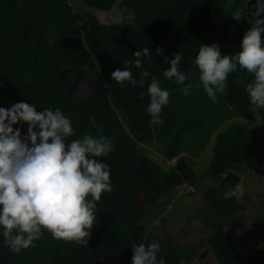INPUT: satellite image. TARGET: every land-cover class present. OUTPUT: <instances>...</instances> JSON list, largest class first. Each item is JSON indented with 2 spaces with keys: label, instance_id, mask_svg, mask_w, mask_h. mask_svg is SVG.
Returning a JSON list of instances; mask_svg holds the SVG:
<instances>
[{
  "label": "trees",
  "instance_id": "16d2710c",
  "mask_svg": "<svg viewBox=\"0 0 264 264\" xmlns=\"http://www.w3.org/2000/svg\"><path fill=\"white\" fill-rule=\"evenodd\" d=\"M87 6L111 11L119 4L125 20L107 24L91 17L79 21L68 0H0V106L18 101L44 107H59L71 115L79 138L85 133L106 135L113 140L114 151L103 159L110 165L113 191L102 194L97 202L98 220L91 230L88 245L57 240L47 231L34 247L12 253L0 237V264H102L113 258L131 261V242L147 239L144 219L147 206L155 205L168 193L204 178L219 181L221 190L210 187L202 193L207 208L219 217H235L244 210L238 197L225 199L235 189L241 169H257L264 178V133L256 138L238 140L230 133L216 138L210 166L198 176L182 154L188 149L186 134L203 127L200 112L179 115L171 104L162 106L161 119L150 123L147 84L132 87L114 81L111 72L129 67L139 79L141 69L128 62L142 55V68L156 76L169 94L179 91L188 80L202 86L199 70L192 62L200 45L217 42L223 55L240 51L246 19L237 22L227 10L226 0H83ZM242 0H238V3ZM250 0L248 7L254 4ZM131 20V24L129 21ZM163 50V55L157 49ZM181 52L178 66L189 74L176 82L163 76L164 57ZM252 76L238 69L229 74L227 89L221 95L224 105L244 121L256 120L246 92ZM86 84L90 95L77 94ZM143 93V97H141ZM90 117L95 119L92 127ZM22 134L27 125L21 124ZM158 141L168 148L175 164L164 170L154 160L141 155L138 145ZM264 208V200L262 202ZM264 213L240 226L235 235L218 227L204 249L183 245L163 229L156 240L167 264H264Z\"/></svg>",
  "mask_w": 264,
  "mask_h": 264
},
{
  "label": "clouds",
  "instance_id": "9594fccd",
  "mask_svg": "<svg viewBox=\"0 0 264 264\" xmlns=\"http://www.w3.org/2000/svg\"><path fill=\"white\" fill-rule=\"evenodd\" d=\"M226 0L227 10L237 22L246 19L250 25L240 44V51L223 55L217 42L200 45L192 62L199 70V81L206 95L216 102L224 95L230 73L238 67L251 74L246 85L249 102L264 109V0ZM131 24V20L129 21ZM163 55L162 49H157ZM149 49L133 53L137 59L128 62L141 69L137 79L129 67L111 72L115 82L132 87L147 84L150 123L159 121L162 106L169 101V89L147 69ZM181 52L164 57L163 76L176 82L185 81L188 72L178 66ZM192 81L179 89L188 93ZM141 93V97H143ZM92 127L95 119L89 118ZM26 124L22 134L17 125ZM72 117L59 107H44L38 111L33 103L18 101L10 107L0 106V237L12 253L34 247L47 231L57 240L88 245L91 230L98 220L97 202L102 194L113 191L110 165L103 159L114 151L113 140L106 135L85 133L79 138ZM231 189L225 199L243 194ZM131 264H167L156 239L131 242ZM179 264H185L183 257Z\"/></svg>",
  "mask_w": 264,
  "mask_h": 264
},
{
  "label": "rangeland",
  "instance_id": "374dc122",
  "mask_svg": "<svg viewBox=\"0 0 264 264\" xmlns=\"http://www.w3.org/2000/svg\"><path fill=\"white\" fill-rule=\"evenodd\" d=\"M75 10L79 21L91 17L107 24L121 23L127 14L121 12L119 4H115L111 11L105 12L87 6L83 0H68ZM79 96H89L90 89L86 84L78 88ZM174 110L179 114L188 112H200L206 118V124L186 134L189 142L188 149L182 154L190 167L198 176H204L207 172L212 156L213 146L218 136L230 133L238 140L256 138L264 133V109L257 106L253 108L256 120L244 121L234 115L223 103L218 94L216 102H212L206 95L202 86L189 89L188 93L181 91L169 94V101ZM138 152L158 163L164 170H168L175 164V160L168 156V148L157 140L150 146L139 144ZM240 180L235 189L243 190L238 196L244 205V210L235 217H219L212 208H207L202 199L204 190L217 187L221 190L219 181L204 178L196 185H183L168 193L155 205H149L146 201L147 215L144 224L147 229V239H156L163 229L171 232L183 245L195 246L204 249L206 242L218 228L232 235L236 230L264 213L262 202L264 200V178H262L257 164L252 169H241L238 172ZM238 189V190H239ZM264 241V230L261 232ZM211 260L203 259L200 264H211ZM102 264H123L113 258H108ZM127 264H131V261Z\"/></svg>",
  "mask_w": 264,
  "mask_h": 264
}]
</instances>
